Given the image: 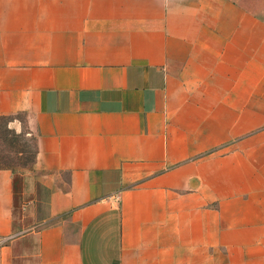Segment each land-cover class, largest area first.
Wrapping results in <instances>:
<instances>
[{
	"label": "crops",
	"instance_id": "0c3cea01",
	"mask_svg": "<svg viewBox=\"0 0 264 264\" xmlns=\"http://www.w3.org/2000/svg\"><path fill=\"white\" fill-rule=\"evenodd\" d=\"M0 115V264H264V0H0Z\"/></svg>",
	"mask_w": 264,
	"mask_h": 264
},
{
	"label": "rangeland",
	"instance_id": "374dc122",
	"mask_svg": "<svg viewBox=\"0 0 264 264\" xmlns=\"http://www.w3.org/2000/svg\"><path fill=\"white\" fill-rule=\"evenodd\" d=\"M22 118V115H17ZM13 116L0 115V167L11 170H33L35 167L34 137L23 127L10 126Z\"/></svg>",
	"mask_w": 264,
	"mask_h": 264
},
{
	"label": "trees",
	"instance_id": "16d2710c",
	"mask_svg": "<svg viewBox=\"0 0 264 264\" xmlns=\"http://www.w3.org/2000/svg\"><path fill=\"white\" fill-rule=\"evenodd\" d=\"M0 168H7V169H9L8 167H0Z\"/></svg>",
	"mask_w": 264,
	"mask_h": 264
}]
</instances>
